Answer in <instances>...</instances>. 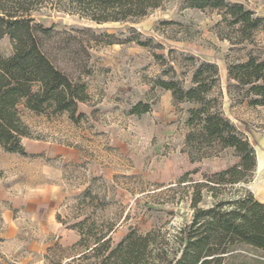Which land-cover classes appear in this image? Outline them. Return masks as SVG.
Here are the masks:
<instances>
[{"label":"rangeland","instance_id":"374dc122","mask_svg":"<svg viewBox=\"0 0 264 264\" xmlns=\"http://www.w3.org/2000/svg\"><path fill=\"white\" fill-rule=\"evenodd\" d=\"M190 1L166 0L131 24L96 26L51 7L35 15L56 27L46 50L59 69L87 85L89 101L79 105L77 123L67 113L24 111L32 135L23 140L28 156L0 146V264H93L79 260L89 251L80 245V228H73L83 223L86 230L112 226L118 244L131 229L174 232L190 220L192 192L180 180L195 172L189 179L202 181L240 159L226 150L193 163L188 105L159 82L190 87L206 62L219 73L209 98L232 123L252 131L257 168L243 187L264 202V107L251 106L248 88L229 76L231 66L264 56V30L243 31L225 10L192 8ZM224 1L264 18V0ZM0 52L12 55L8 36ZM139 103L151 112L132 115ZM212 202L206 198L203 206ZM226 264H264V253L239 246Z\"/></svg>","mask_w":264,"mask_h":264},{"label":"trees","instance_id":"16d2710c","mask_svg":"<svg viewBox=\"0 0 264 264\" xmlns=\"http://www.w3.org/2000/svg\"><path fill=\"white\" fill-rule=\"evenodd\" d=\"M165 1L0 0V42L8 36L13 46L9 57L0 52L1 148L10 154L28 156L23 140L32 135L23 120L24 111L39 115L67 113L77 123L83 117H77L79 105L89 101L87 85L71 78L51 60L45 40L56 32V27L40 23L35 18L37 13L51 7L96 26L131 24L159 9ZM189 4L192 8L210 6L225 10L232 25L243 31L264 30V18L256 17L243 4L224 0H191ZM218 76L217 65L206 62L194 74L190 87L166 81L159 85L171 91L176 102L188 105L187 124L191 131L186 144L193 163L226 150H232L240 162L205 175L202 181L189 179L195 172L187 173L180 180L179 186L185 184V189L192 192V215L174 232L165 227L144 233L131 229L114 244L112 226L105 230H98L96 224L87 230L85 223L76 226L74 230H81L80 245L89 251L79 258L80 261L94 260L93 264H226L228 256L239 246L264 253V202L243 187L251 181L257 168L256 150L248 138L252 131L242 122L232 123L216 100L209 98ZM229 76L239 86L248 88L251 106L264 107V56H250L247 61L231 66ZM149 112L151 106L143 103L131 110L132 115ZM86 196L89 198L91 194ZM209 197L213 202L204 207Z\"/></svg>","mask_w":264,"mask_h":264}]
</instances>
